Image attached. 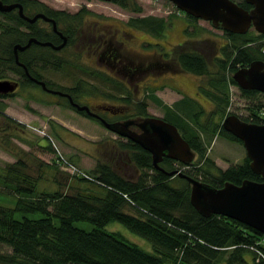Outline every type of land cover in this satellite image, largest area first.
<instances>
[{
  "label": "trees",
  "instance_id": "1",
  "mask_svg": "<svg viewBox=\"0 0 264 264\" xmlns=\"http://www.w3.org/2000/svg\"><path fill=\"white\" fill-rule=\"evenodd\" d=\"M2 1L20 3L27 16L40 13L44 7L37 0ZM111 2L121 8L141 10L134 0ZM227 35L230 43L222 48V57L216 56L214 72L209 70L206 56L199 50L184 51L180 56L184 71L208 77L207 86L199 85V89L215 104L207 119L200 121L203 112L196 108L191 99L183 97L180 102L168 105L163 104L153 92L149 94L164 108L162 118L177 127L195 153L189 166L185 167L167 157L162 159L159 166L166 171L180 167L187 175L214 187H220L226 181L235 184L244 179L261 181L260 175L251 172L246 156L240 163L222 169L207 155L209 139L214 136L242 144L213 117L233 113L226 111L229 103L228 84L237 85L232 73L254 60L264 63V41L261 40L264 35ZM30 37L39 40L43 37L36 34L34 23L22 19L17 9L0 12V79H13L7 76L9 71L18 76L15 80L19 86H37L28 77H37L30 63L35 44L18 52V59L25 65L28 74L15 62L13 53L15 44L23 45ZM39 48V58L46 62V58H50V54H47L50 49ZM54 58L56 61L59 57ZM62 66L56 62L53 67ZM59 90L71 96L75 88L59 87ZM239 91L243 100L247 101V114L239 116L241 120L262 123L264 94L240 88ZM11 95L13 93L0 94V97ZM62 98L69 108L90 117L84 111L75 109L65 97ZM137 105L138 113L146 115L145 101ZM0 117L16 128L22 127L2 110ZM9 136L8 132L3 133L0 144L11 150ZM125 140L118 144V149L135 151L132 159L139 173L126 178L110 162L97 161L88 173L91 179L68 171L79 181L77 190L73 192L60 188L38 190L39 177L33 178L25 171L27 163L24 159L18 158L7 164L0 174V264H220L223 261L226 264H249L246 253L250 254L252 264H264V235L229 217L216 214L204 217L199 214L190 203L188 182L178 175L169 176L155 169L149 152L129 139ZM39 147L53 149L48 144ZM55 158V163L65 165L66 162L58 155ZM65 160L78 167L73 159L65 157ZM83 183L95 190L84 189ZM4 198L11 200L10 204L1 202ZM79 221L89 222L93 227L90 230L78 228L75 223ZM111 222L121 224L147 241L152 251L144 250L119 232L107 231L105 227Z\"/></svg>",
  "mask_w": 264,
  "mask_h": 264
},
{
  "label": "rangeland",
  "instance_id": "2",
  "mask_svg": "<svg viewBox=\"0 0 264 264\" xmlns=\"http://www.w3.org/2000/svg\"><path fill=\"white\" fill-rule=\"evenodd\" d=\"M41 1L50 5V7L71 12L84 8L83 10L88 9L103 15H111L118 19H125V15L123 14L127 10H130L121 8L111 1ZM134 1L138 7L141 8L139 11L146 14L160 15L163 17H167L168 15L172 16L174 14L177 15L174 5L166 0ZM108 21L114 24L116 23L115 20ZM184 25V21L181 22L176 18L167 30L168 37H166V39L172 42L182 39L184 36L181 30ZM195 29L197 31V50L206 56L209 70L214 72V60L216 56L222 57V51H219V49L222 44L225 46L230 43V39L222 29L214 27L208 21L198 20L195 23ZM212 44H216L212 46V52H206ZM216 46L217 48L219 47L218 50L217 48L215 49ZM73 52L74 50L71 48L68 50L65 49L60 52L59 56L65 59L72 57L71 59L75 60L77 57L72 56ZM71 59H69L70 62H72ZM65 70V68L63 70L49 68L43 71V77L55 81L60 85H72L73 78L77 73L72 74V72L70 73V71L67 72ZM7 76L13 79L18 78L17 75L9 71L7 72ZM164 79L165 78L159 76V78L157 77L155 80L150 79L146 81L148 87H145L142 92L136 95L131 94L129 98L126 99L127 101L124 100L125 98L123 97L109 98L106 94L105 96L97 97V99L105 103H122L123 106H125L124 111L126 112H138L137 103L145 101L147 104L146 115L162 117L164 108L161 104H158L149 97L150 93L153 92L161 99L163 104L168 105L180 102L181 97H184L191 99L195 103L196 108L203 112L199 117L201 122L207 119L209 113L214 110V102L199 89V85H208V77L198 76L186 71H183L180 75H173V80L168 79V81L180 88L182 90L181 93H175L169 90L168 87L161 86L163 82L167 81H164ZM154 84H160V86L155 87ZM16 90L17 92L11 96L0 97V110L22 125V127L16 128L0 117V142L1 135L5 132L9 133L12 142L11 150L8 146L0 144V174L4 172V168L7 164L15 162L18 158H22L27 163L25 171L33 178L39 177L37 183L38 190H56L60 188L65 192H73L77 190L76 186H79V181L71 176L64 166L57 162L55 163L54 158L57 157V153H60L63 157H69L70 159H73L72 155H76L78 160H73L77 163L78 167L86 173H89L95 167L97 161H108L114 164V161L118 159V156H114L118 154L117 151L127 156L125 160L131 171H134L133 177L139 173L132 159L136 154L135 151L118 149V144L125 142V138L109 131L98 121L77 113L74 109L67 106V101L65 99L44 92L38 86H19ZM228 97L229 103L226 107V111H231L237 116H246L247 111L245 108L247 106V101L243 100L237 85L228 84ZM223 118L224 117L221 115H216L213 117V120L222 123ZM209 140L210 143L207 147V155L222 169L240 163L246 156L243 145L238 142L230 141L222 136H214ZM39 141L52 146L53 149L50 150L47 147H39L37 145ZM126 178L131 177L128 175ZM59 181L61 182L59 183ZM61 184L63 185L61 186ZM82 186L86 187L84 189L95 190L89 184L83 183ZM1 202L10 204L11 200L4 198ZM33 216L37 217V215ZM75 226L85 230H90L93 227L89 222L85 221L76 222ZM105 229L107 231L119 232L127 240L137 244L144 250L152 251L147 241L130 232L117 222L109 223ZM262 242V244H264V240H262ZM245 258L249 264H252V258L249 253H246ZM220 264L226 263L223 261Z\"/></svg>",
  "mask_w": 264,
  "mask_h": 264
},
{
  "label": "flooded vegetation",
  "instance_id": "3",
  "mask_svg": "<svg viewBox=\"0 0 264 264\" xmlns=\"http://www.w3.org/2000/svg\"><path fill=\"white\" fill-rule=\"evenodd\" d=\"M37 1L44 5L43 11L40 13L54 20L57 28V31H55L51 21L38 18L33 23L35 24L36 34L42 35L43 37L41 40H37L59 45L63 41L62 36L66 37V43L60 49L31 43L35 44V47L32 49L30 63L37 77L35 78L31 75H28V77L43 81L46 89L31 79L44 92L59 95L52 91L59 90V87H74V95L72 94L70 96L72 101L79 105L87 106L92 114L87 113L86 110L82 111L92 119L98 121L101 125H103L101 118L108 122H128V127L135 131H139L137 122L141 118L149 115H142L133 111L126 112L124 111L125 106L122 103H105L98 100L97 97H102L106 94L109 98L123 97L126 100L131 94L136 95L142 92L145 87H148L146 81L150 79L155 80L159 76L165 78L164 81L167 80L161 86L168 87L169 90L175 93L182 92L180 88L168 81V79L173 80V75H180L184 71L180 65L182 52L188 50L197 51V31L195 29V23L203 19L195 18L187 14L169 0L166 1L174 5L177 15L163 17L160 15L146 14L142 11L127 10L123 14L125 15V19H118L111 15H103L88 9H79L71 12L50 7V5L41 0ZM233 1L247 11L253 9V6L249 5L246 0ZM176 18L185 23L181 30L184 37L172 42L166 39L168 37L167 30ZM108 20H115L116 23H111ZM248 27L246 33L250 35L261 34L257 32L253 25H249ZM217 28L222 29L226 35L230 33L221 27ZM262 40L264 41V38ZM213 45L206 52H212ZM39 47H47L50 49V52L47 53L50 54V58H46V62L39 58L38 54L41 51ZM223 47L222 44L220 49L217 46L215 49L217 48L220 51ZM69 48L74 50L72 56L77 57L75 60L71 59L72 57L69 58L73 63L69 59L59 56L61 51L68 50ZM55 56L59 57V61L58 59L55 61ZM56 62L63 65V68L53 67ZM49 68L57 70H63L65 68V71L77 74L73 78L72 85H60L55 81L43 77V71ZM154 86L159 87L160 84H154ZM17 88H19V83ZM16 92L17 90L13 94ZM62 97H65L70 103L66 95ZM179 170L182 171V168Z\"/></svg>",
  "mask_w": 264,
  "mask_h": 264
},
{
  "label": "water",
  "instance_id": "4",
  "mask_svg": "<svg viewBox=\"0 0 264 264\" xmlns=\"http://www.w3.org/2000/svg\"><path fill=\"white\" fill-rule=\"evenodd\" d=\"M101 1L108 2L111 0ZM169 1L187 14L210 21L214 26L221 27L230 33L242 35L247 32L249 25H253L257 32L264 34V0H246L249 5L253 6L251 11L239 7L233 0ZM14 9H17L18 15L28 23H33L38 18L51 21L54 30L57 31L55 21L47 18L43 13L27 16L24 14L20 3H4L0 0V12H9ZM62 40L59 45H53L51 42H40L36 38L30 37L23 45L17 43L13 46L15 62L21 65L28 74L25 65L18 59V52L28 48L31 43L60 49L65 45L66 37L62 36ZM232 78L240 89L256 90L264 94V63L262 60H254L247 66L239 67L232 73ZM31 79L46 89L43 81ZM17 87L18 82L15 80L0 79L1 95L12 94ZM52 92L61 96L66 95L71 105L77 110H86L87 113L92 114L87 106L72 101L68 94L59 90ZM101 121L109 131L131 140L149 152L155 169L169 176L178 175L184 178L190 186V203L199 214L204 217L213 214L229 217L264 235V121L257 124L244 122L233 113L223 118L221 126L226 132L241 141L246 157L249 158L248 164L251 172L257 176L260 175L261 181L244 179L239 184L226 181L220 187H214L187 175L179 169L166 171L159 166L164 157L173 159L185 166L191 164L195 157L194 151L177 127L162 117L146 116L141 118L137 122L139 131L131 130L128 127V122H108L103 118Z\"/></svg>",
  "mask_w": 264,
  "mask_h": 264
},
{
  "label": "crops",
  "instance_id": "5",
  "mask_svg": "<svg viewBox=\"0 0 264 264\" xmlns=\"http://www.w3.org/2000/svg\"><path fill=\"white\" fill-rule=\"evenodd\" d=\"M39 144H41V145H39V146H44V145H46V144H44L43 142H39ZM117 155H114V156H118L117 158L118 159H116L115 161H114V164H113V167L119 172V173H121L123 176H130V177H132L133 175H134V171H131V169H130V167L128 166V163H127V161L125 160L126 159V157L127 156H124L123 154H121V153H119L118 151H117ZM73 157V159L74 160H78V158H77V156L76 155H72ZM129 171H131V172H129Z\"/></svg>",
  "mask_w": 264,
  "mask_h": 264
},
{
  "label": "built area",
  "instance_id": "6",
  "mask_svg": "<svg viewBox=\"0 0 264 264\" xmlns=\"http://www.w3.org/2000/svg\"><path fill=\"white\" fill-rule=\"evenodd\" d=\"M264 51V49H263ZM58 151V150H57ZM59 158H61L62 160H64L65 165H62L66 168L67 171H69L70 173H75V174H79L80 176H83L85 178H88V179H91L90 175L84 171H82L81 169H79L78 167H76L75 165L73 164H70L68 163L66 160H65V157L61 156L60 153H57Z\"/></svg>",
  "mask_w": 264,
  "mask_h": 264
}]
</instances>
